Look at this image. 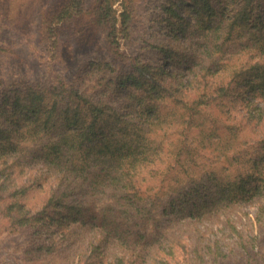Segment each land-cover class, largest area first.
Returning <instances> with one entry per match:
<instances>
[{
	"label": "trees",
	"instance_id": "16d2710c",
	"mask_svg": "<svg viewBox=\"0 0 264 264\" xmlns=\"http://www.w3.org/2000/svg\"><path fill=\"white\" fill-rule=\"evenodd\" d=\"M189 1L193 23L158 4L169 25L164 43L178 55L186 47L179 57L191 59L182 67L136 59L120 74L91 60L71 82L45 91L23 84L3 96L0 215L9 233L29 231L25 264H230L237 247L248 261L235 264H264L253 251L264 239V0ZM114 4L96 0L81 26H103L111 53L125 59L119 49L132 36L137 6L122 0L117 14ZM81 7L63 0L44 16L42 39L54 58L58 24ZM255 93L260 100L249 101ZM160 131L178 136L168 156ZM255 144L254 152L245 148ZM207 152L223 154L217 172L193 177L183 168ZM37 162L54 184L34 207L26 202L31 185L10 188L6 177ZM254 205L250 229L239 230L236 213ZM207 223H221L236 247L205 242L197 224Z\"/></svg>",
	"mask_w": 264,
	"mask_h": 264
},
{
	"label": "rangeland",
	"instance_id": "374dc122",
	"mask_svg": "<svg viewBox=\"0 0 264 264\" xmlns=\"http://www.w3.org/2000/svg\"><path fill=\"white\" fill-rule=\"evenodd\" d=\"M62 1L0 0V104L5 94L12 95L14 89L23 84L35 85L39 87L40 91H45L56 86L59 81L71 82L76 77L74 74L83 67H87L91 60L101 61L102 63L109 62L116 70V73L120 74L129 71V65L135 63L136 59L153 64L165 60L163 62L167 64V69L170 67L171 62H178L176 68L191 62L189 58L179 57L180 54L187 52L186 47H180L178 55L169 44L164 43L169 38V25L167 22L162 21L164 11L158 6L159 3L163 2L164 5H167L175 12L177 17H182L186 22L193 23L196 20L195 4L189 0H135L137 6L135 12L136 21L133 26L132 36L127 44L119 49L124 52L125 59L111 53L112 50L106 39L103 26L97 28L89 24L81 26L83 23L81 18L86 17L85 21L89 20L88 11L95 5L96 0H82L80 12L58 24V39L60 40V52L58 55L60 58H54L42 39L43 22L45 20L44 16L49 15V12L56 9ZM121 2L122 0H115L113 7L117 14L121 11ZM182 28L185 27L182 25ZM186 32L184 30L182 33ZM177 35L183 36L181 33ZM160 47L167 50L170 49L171 52L163 53L159 50ZM169 54L172 56L169 57ZM186 57L191 56L188 54ZM237 57L235 56V59ZM136 63L139 64L140 62ZM90 73L92 71H86L85 75H91ZM256 90H260V88L256 87ZM239 92L246 93L247 88L242 87ZM261 97L260 94L255 93V97H249V101L254 102L256 100L258 102ZM229 98L232 99L231 97ZM49 100L50 98L45 99V104H49ZM4 101L6 103V100ZM233 105H235V102ZM238 107L241 108V105H238ZM207 108L206 110H209ZM218 108L216 107L212 110L213 117H219ZM206 110L204 109V111ZM232 113L235 114L234 110ZM209 124L207 123V125ZM162 133V131L159 132L162 138H157L160 139L164 153L166 152L167 154L165 155L168 156L178 136L177 134L168 133L163 137ZM246 133L244 128L239 135ZM248 144L253 143L248 142ZM256 145L252 148L250 146L245 148L254 152ZM223 159V154L214 152V156H211L207 152L203 156L194 157L193 160H188L187 158L183 168L193 177H200L203 174L217 172L216 170L219 169ZM23 169L24 171L21 172L19 169L13 171L10 168L8 172L11 177H6V184L10 188L15 185L18 187L31 185L32 188L28 192L26 202L30 206H40L47 197L48 190L53 186L54 178L42 172L41 165L38 162L31 169H27L26 166ZM35 178H37L38 184L42 186L41 188L34 182ZM9 192L11 191H7V193ZM211 194L212 192H209L207 196ZM207 196H204L202 200H207ZM256 208L257 205L256 207L255 205L243 206L240 212L236 213L238 222L235 223L239 230L244 229L246 226L250 229L247 224L248 215L251 217ZM220 224L209 225L207 223L204 225L205 227H201V224H197V226L199 230H204L206 235L203 239L205 242H209L211 239L218 240V249L223 251H226L227 247L235 248L236 244L233 243L235 239L227 237L224 226ZM56 225L57 223H52L48 227L56 230ZM260 227L264 234V221ZM28 232L9 233L6 230L5 219L0 215L1 264H25L27 262L23 250L28 244ZM147 233H150V229L147 230ZM194 233L196 234L197 232ZM193 240L194 237L189 239V248ZM237 248L233 250L235 254L231 255L230 264H235V261H248L246 253L241 252V250L236 253ZM253 251L254 253L257 251L259 256H264V239L259 243V246L253 248ZM246 264L251 263L246 262Z\"/></svg>",
	"mask_w": 264,
	"mask_h": 264
}]
</instances>
